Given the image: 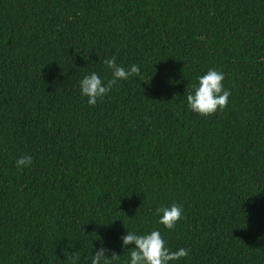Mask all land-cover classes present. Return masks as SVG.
<instances>
[{
    "label": "trees",
    "instance_id": "trees-1",
    "mask_svg": "<svg viewBox=\"0 0 264 264\" xmlns=\"http://www.w3.org/2000/svg\"><path fill=\"white\" fill-rule=\"evenodd\" d=\"M113 55L141 74L89 107L78 83ZM209 69L231 95L203 117L186 96ZM129 230L179 264H264V0H0V264H88L101 242L123 264Z\"/></svg>",
    "mask_w": 264,
    "mask_h": 264
},
{
    "label": "clouds",
    "instance_id": "clouds-1",
    "mask_svg": "<svg viewBox=\"0 0 264 264\" xmlns=\"http://www.w3.org/2000/svg\"><path fill=\"white\" fill-rule=\"evenodd\" d=\"M103 65L110 72V79H105L100 73L92 71L83 76L79 81V91L81 98H86V104L94 107L98 102H102L105 97L120 82L141 74V67L133 64L129 68L117 63L115 55L105 58ZM225 73L217 69H209L205 74L197 78V82L192 85L186 96V107L192 113L209 117L217 112L223 111L231 95L225 85ZM33 164L31 155H23L15 160L18 171H24ZM158 223L167 230H174L177 223L183 219V205L173 203L167 207H160L155 210ZM115 221V220H114ZM113 222V221H112ZM121 248L129 250L127 258L123 264H179L183 258L189 257L190 249L179 248L173 251L169 248L167 240L160 230H151L144 233H137L134 230L126 231L120 237ZM129 245L133 247L129 248ZM119 255L113 253L109 255V250L101 242L94 252L86 258L88 264H114ZM70 264H80L79 253H74L70 257Z\"/></svg>",
    "mask_w": 264,
    "mask_h": 264
}]
</instances>
